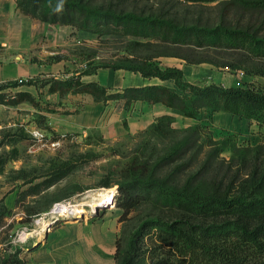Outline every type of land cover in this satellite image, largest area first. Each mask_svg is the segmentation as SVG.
Here are the masks:
<instances>
[{"label":"rangeland","instance_id":"1","mask_svg":"<svg viewBox=\"0 0 264 264\" xmlns=\"http://www.w3.org/2000/svg\"><path fill=\"white\" fill-rule=\"evenodd\" d=\"M15 1L25 15H35L38 18L47 16L48 22L56 27L67 26L65 22L74 21L76 26H71H75L78 30V28L84 29L88 22V29L96 36L85 41L71 40L69 45L63 49L65 53L73 57L70 60L76 59L75 63L83 66L80 68L82 70H86L85 66L87 69L90 66H128L131 64L130 60L139 62L145 58L153 62H160V60L175 62L173 55L190 54L194 61L211 60L218 64L215 66L207 63L206 66H209L210 71L204 73V80L200 85L209 83V81L225 87L251 84L258 90L264 91V76L248 73L253 68L264 70V56L246 58L248 49H197L194 50V54H191L189 49L193 50L192 48H176L165 43L163 41L164 32L161 33L159 39L154 37L150 45L141 46L139 39L116 38L118 35L114 33L117 28H119L117 32L121 33L123 26L117 27L114 21L108 22L107 19L92 17V14L83 13L77 6L83 5L89 10L114 15L135 14L141 17L170 20L179 26H227L240 30L250 29V32H258L259 36H264V26L260 25L264 22V13L246 12L236 7L233 8L228 4V0L214 2L54 0L64 3L62 7L60 4H51L46 0ZM109 32L110 34L105 35ZM129 37L132 35L129 34ZM7 59L0 48V60ZM222 64H234L239 69L231 66L224 67ZM22 89L31 90L43 108L48 105L53 108L51 100L44 92L27 86ZM182 116L181 113L174 116L173 129L175 132L154 135L148 129L138 133L128 132L112 138L106 137L97 130L59 132L53 128L52 114L30 103L18 106L0 104V156L6 152L11 158L3 167H0V197L7 195V207L11 210L8 221L13 220L12 222L16 223L18 220H27L10 230V234H13L12 239H18L14 247L19 249L25 245L33 246L35 240L43 239L47 231L61 230L64 226L81 222L80 219L75 218L76 215H53L52 210L58 203L85 202V205L80 207L84 209L81 215L85 218L82 222H87L89 225L100 222L109 223V240H112L111 234L115 232L116 241L119 239L123 246V256H126L133 234L146 220L151 218L160 217L172 220L196 216L198 220L207 223L238 218V214L228 212L198 217L195 212L175 203L157 202L153 198L137 207L127 217H123L124 211L118 207L116 196L119 195V186L131 181V177L126 172L127 166L135 157H140L141 162L149 160L151 163L165 157L171 147L185 136L182 130L201 125L202 142L207 144L220 142L219 148L223 149L220 157L226 160L232 158L234 145L241 147L264 145V126H259L239 116L212 110H205L201 115V120L187 119ZM208 150L207 145L205 151ZM62 162H71L77 167L67 177L40 195L30 196L36 184L45 180L47 183L53 179V174L55 176L58 165ZM172 167L167 166L161 172L165 175L175 168ZM196 169L197 164L191 170ZM102 191H110L113 194V200L106 206L93 208L88 202L90 196ZM244 220L256 224L264 221V215L253 219L244 217ZM23 231L26 233L20 236ZM145 234L147 238H145L144 248H147L149 246L147 239L152 233L146 231ZM85 252L86 258H92L94 263L97 258L94 248L92 247L91 251L86 249Z\"/></svg>","mask_w":264,"mask_h":264},{"label":"trees","instance_id":"2","mask_svg":"<svg viewBox=\"0 0 264 264\" xmlns=\"http://www.w3.org/2000/svg\"><path fill=\"white\" fill-rule=\"evenodd\" d=\"M46 1L51 4L65 5L54 0ZM186 1L214 2L217 0ZM228 1L233 8L246 12L264 13V0ZM77 7L83 13L92 14V17L107 19L108 22L114 21L117 27L123 26L122 34L117 32L119 28L114 33L118 35L116 38L139 39L141 46L150 45L154 37L159 39L164 32L165 43L176 48H192L193 50L189 49L191 54H194V50L197 49H248L246 58L264 56V36H259L258 32H250V29L240 30L227 26H179L170 20L141 17L135 14L114 15L89 10L83 5ZM29 16L48 22L47 16L42 18L35 15ZM75 23L74 21L65 22L67 25L76 26ZM260 25L264 26V22ZM85 26L84 29L78 28L79 40L85 41L96 36L88 29V22ZM108 34L110 32L105 35ZM129 34L132 37H129ZM144 40L148 42H142ZM173 56L189 64L218 65L211 60L194 61L190 54ZM130 61L131 64L128 66L118 65L112 68L140 72L144 77L149 78L173 80L176 87L151 85L117 90L98 83H84L81 80L82 76L93 74L100 68L90 66L63 79L33 78L0 85V104L18 106L30 103L45 109L46 112H55L57 110L49 105L43 108L28 91H8L10 88L21 85L44 87L50 84L51 93L59 92L61 96L90 94L97 102H123L126 110H131L137 102L142 101L149 104H163L179 110L187 118L196 120H201L205 110L224 111L264 126V91L258 90L251 84L226 87L215 83L193 84L185 81L183 71L177 67L163 69L159 61L153 62L149 58L139 62ZM222 65L239 69L234 64ZM248 73L264 76L262 68H253ZM174 121L173 116L164 115L157 118L146 130L149 129V132L154 135L175 132ZM201 131V125L182 130L185 136L160 160H154L152 163L149 160L141 162L140 157H135L126 169L131 181L119 186V195L116 196L117 205L123 209V217H127L137 207L152 198L157 202L175 203L195 212L198 217L222 212L238 214L239 217L210 223L200 221L196 216L172 220L151 218L133 234L126 256H123V246L120 240H117L115 255L117 264H264V221L252 224L244 220V217L253 219L264 215V145L255 147L234 145L232 158L226 160L220 157L223 151L219 148L220 142L209 144L202 142ZM206 144L209 146L208 151H205ZM10 159L4 152L0 156V167H3ZM196 164L197 169L192 171ZM167 166L175 168L163 175L161 171ZM76 167L71 162H62L58 165L55 176L53 174V179L47 183L45 180L36 184L30 196L40 195L67 177ZM10 215L11 210L0 202V228L6 226V218L8 224ZM25 222L27 220L21 221V223ZM7 226L0 235L2 232L6 233V239L10 241L13 237L10 230L15 227V223L12 222ZM146 231L152 234L147 239L149 246L144 248ZM11 247L12 245L7 243L8 251ZM1 262V264H25L26 261L20 258L19 249H16L13 253L7 252Z\"/></svg>","mask_w":264,"mask_h":264},{"label":"crops","instance_id":"3","mask_svg":"<svg viewBox=\"0 0 264 264\" xmlns=\"http://www.w3.org/2000/svg\"><path fill=\"white\" fill-rule=\"evenodd\" d=\"M76 39H78V30L74 26H53L22 13L15 0H0V48L4 51V57L10 59L0 60V85L33 78L63 79L65 76L80 72L83 66L75 63L76 59L70 60L73 57L63 51L71 40L75 42ZM173 58L175 62L160 60V67L181 69L187 82L201 84L204 73L210 71L209 66H206L207 63L189 64L181 58ZM81 80L84 83H98L117 90L151 85L176 87L173 80L144 77L140 72L112 67H100L95 73L82 76ZM206 84L212 83L209 81ZM26 86L34 87L48 96L53 108L57 110L52 113L47 112L52 114L53 128L63 133L97 130L106 137L113 138L128 132L138 133L146 130L161 116L174 117L181 113L163 104H149L142 101L137 102L131 110H126L123 102H97L90 94L61 96L59 92L49 91L50 84L44 87L21 85L8 91L32 93L31 90L22 89ZM0 202L7 207V195H2ZM12 221L8 222L12 223ZM21 224V220H18L15 227ZM6 226L0 228V233ZM109 233V223L89 225L81 221L78 224L64 226L61 230L47 231L45 237L35 240L33 246H21L19 255L26 261L25 264H116L115 232L111 234V241ZM6 237V233L2 232L0 264L7 252L13 253L16 250L13 239L8 241ZM7 243L12 245L10 251L7 250ZM92 247L97 256L94 263L92 258L87 259L85 254L86 249L91 251Z\"/></svg>","mask_w":264,"mask_h":264},{"label":"bare ground","instance_id":"4","mask_svg":"<svg viewBox=\"0 0 264 264\" xmlns=\"http://www.w3.org/2000/svg\"><path fill=\"white\" fill-rule=\"evenodd\" d=\"M112 200H113V194L110 191H102V192H99L95 195H91L90 200L88 202L93 208H95V207L98 208V207H103V206L110 204V202ZM84 205H85V202L84 203L80 202V203H76V204H72L70 202L69 203H61V204H58V206L54 209V211H55L56 215H58V216H65V215H69V216L70 215L71 216L76 215V216H78L84 212V209H82V208L80 209V207H82ZM54 217H56V216H54ZM42 224H43V222H42Z\"/></svg>","mask_w":264,"mask_h":264},{"label":"built area","instance_id":"5","mask_svg":"<svg viewBox=\"0 0 264 264\" xmlns=\"http://www.w3.org/2000/svg\"><path fill=\"white\" fill-rule=\"evenodd\" d=\"M85 69H87V66H85ZM66 77H67V76H66ZM53 145H55V143H54ZM58 204H59V203H58ZM58 204H56L55 207H54L53 210H52V214H53V215L56 214L55 211H54V209L58 206ZM25 233H26L25 231L21 232L20 236H21L22 234H25ZM16 242H18V239L13 240V243H16Z\"/></svg>","mask_w":264,"mask_h":264},{"label":"water","instance_id":"6","mask_svg":"<svg viewBox=\"0 0 264 264\" xmlns=\"http://www.w3.org/2000/svg\"><path fill=\"white\" fill-rule=\"evenodd\" d=\"M75 218H76V219H80V221H82V220H84L85 217H84L83 215H78V216H76ZM52 223H53V222H52Z\"/></svg>","mask_w":264,"mask_h":264},{"label":"clouds","instance_id":"7","mask_svg":"<svg viewBox=\"0 0 264 264\" xmlns=\"http://www.w3.org/2000/svg\"><path fill=\"white\" fill-rule=\"evenodd\" d=\"M61 7H62V5H61Z\"/></svg>","mask_w":264,"mask_h":264}]
</instances>
